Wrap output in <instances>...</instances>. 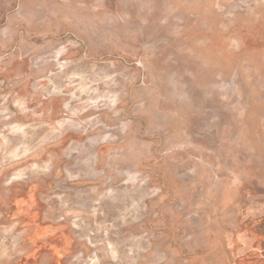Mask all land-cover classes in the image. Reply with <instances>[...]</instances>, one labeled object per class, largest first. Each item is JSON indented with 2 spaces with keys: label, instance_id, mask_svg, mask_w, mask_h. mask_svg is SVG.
<instances>
[{
  "label": "rangeland",
  "instance_id": "obj_1",
  "mask_svg": "<svg viewBox=\"0 0 264 264\" xmlns=\"http://www.w3.org/2000/svg\"><path fill=\"white\" fill-rule=\"evenodd\" d=\"M0 264H264V0H0Z\"/></svg>",
  "mask_w": 264,
  "mask_h": 264
}]
</instances>
